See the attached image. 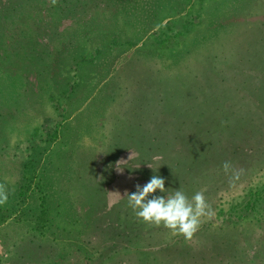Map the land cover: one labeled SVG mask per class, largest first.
<instances>
[{
    "label": "rangeland",
    "instance_id": "374dc122",
    "mask_svg": "<svg viewBox=\"0 0 264 264\" xmlns=\"http://www.w3.org/2000/svg\"><path fill=\"white\" fill-rule=\"evenodd\" d=\"M75 1L50 18L22 13L42 24L40 36L24 30L17 43L12 23L0 35V183L9 189L0 264H264L253 258L264 233L263 150L235 187L208 188L195 173L188 196L206 189L213 215L191 240L141 222L117 194L150 180L134 136L148 137L150 162L160 141L172 137L182 157L206 134L207 120L178 119L172 93L264 63V0ZM42 39L50 52L39 56ZM92 184L107 206L121 203L113 227L126 213L137 239L111 240L89 203Z\"/></svg>",
    "mask_w": 264,
    "mask_h": 264
},
{
    "label": "trees",
    "instance_id": "16d2710c",
    "mask_svg": "<svg viewBox=\"0 0 264 264\" xmlns=\"http://www.w3.org/2000/svg\"><path fill=\"white\" fill-rule=\"evenodd\" d=\"M43 1H45V4ZM73 1L57 0L53 5L51 0H0V35L5 34V25H11L12 23L14 25L13 31L12 34L9 33L8 35H12L17 43H24L26 40L25 35L22 33L24 30H27L26 34L32 32L33 35L38 36L41 34L40 27L42 26L40 22V25L35 23L36 20L29 21L28 18L23 16L25 13L41 11L44 12L45 17L50 18L51 14L49 11L51 9L55 12L57 10L64 12L67 4ZM78 2L79 0H76L74 3L78 4ZM166 3H168L166 0H154V5L156 4L157 6H162ZM43 5L44 7H42ZM143 13L149 15L150 12L147 13V9L145 8ZM147 18L149 17L145 18V22L148 20ZM262 27L260 26L259 29L254 31L261 33ZM16 28H18V31ZM19 36L22 38L24 36V38L21 40ZM261 37L264 38V36ZM42 38L45 37L43 36ZM257 39L256 41H260V38ZM44 40H40L39 43L34 40L36 47L34 52L39 56L49 54L50 52L45 46ZM37 43L42 47L37 49ZM32 46L34 48V45ZM262 69H264V63L248 62V70L222 72L221 74L215 75L212 78L213 81L203 84L200 88H194L189 93L182 92L181 89V91L177 90L178 92L172 93V98H178L176 101L179 113L178 119L185 121L184 118L192 117L196 124H200L202 120H207L210 124L205 130L206 134L201 135L197 140L198 145L191 146L194 148L190 149V155L188 151H185L181 157V151L178 150L180 148L173 145V139L170 137L169 147H166V143H163V141L157 144L159 149L150 162H146L147 157L150 155L149 151L152 150L149 147L148 137L144 134L132 135L135 139H133L135 141V147L137 148L138 145L136 151L137 157L139 156L140 158L141 156V158H145L140 160L139 163H148V166H150L147 168L148 172L146 169L149 175L148 178H151L153 175H165V177H169L168 182L170 183L169 187L168 185L166 187L171 189L180 188L187 195H189L187 186L192 185L193 187V184H198L193 178L197 172L202 173V177L199 179L201 185L208 188L216 187V184L223 182L225 185L222 188L228 189L233 186L235 187L238 183L246 181L247 177L241 176L238 180L234 181L233 185H228L231 179V173L225 174L221 165L223 162L229 161L233 169L237 171L243 170L242 172L244 173L252 166L251 158H259L262 150L264 151V71ZM257 79L262 80V83L256 84ZM198 104L200 105L198 106ZM192 108H195V110L191 113ZM189 113L191 114L189 115ZM203 136L205 137L203 138ZM202 140H206L205 142L207 144L205 149L200 147V145H205V142L202 143ZM240 149H243V151H236ZM175 151L180 152L179 155ZM204 152L207 156L203 154ZM251 168L252 170L250 171L256 170L254 166ZM100 188L92 184V188L89 190V203L97 218L104 222L102 226H107L108 229H111V240H116L124 236L130 239L131 237H127L130 234H133L132 237L137 239L139 237L137 235L139 233V227L134 233L133 231H129L130 223L125 219L126 213L122 215L124 218L122 219L121 227H113L118 225L115 221H110V219L116 214L118 205L121 203L112 201L107 206L106 202H103L106 200V197L103 196L102 188ZM134 191L135 189L130 191L129 194ZM155 194L163 195L159 191ZM125 198L127 197L125 196ZM126 205L129 207L128 202H126ZM258 239L260 241L259 248L254 252L253 258L255 260H263L264 233ZM255 263L259 262L255 261Z\"/></svg>",
    "mask_w": 264,
    "mask_h": 264
},
{
    "label": "clouds",
    "instance_id": "9594fccd",
    "mask_svg": "<svg viewBox=\"0 0 264 264\" xmlns=\"http://www.w3.org/2000/svg\"><path fill=\"white\" fill-rule=\"evenodd\" d=\"M57 0H51L54 5ZM131 158V154L128 159ZM123 161V160H121ZM121 161H118L119 164ZM225 174L231 173L230 182L238 180L243 170L233 169L229 161L221 165ZM122 172L123 168H117ZM163 194L156 195L155 193ZM206 189L197 191L190 198L180 188H165V178L153 175L143 186L135 185V191H127L120 198L127 197L128 206L133 210L136 218L141 222L170 230L174 235H182L191 240L199 230L202 218L213 215L210 204L205 197ZM9 189L6 184L0 183V205L7 202Z\"/></svg>",
    "mask_w": 264,
    "mask_h": 264
}]
</instances>
